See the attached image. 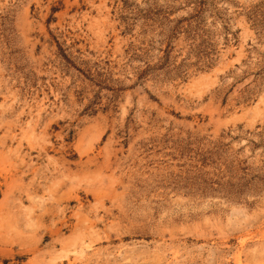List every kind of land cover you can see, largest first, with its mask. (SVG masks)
<instances>
[{"label":"rangeland","instance_id":"obj_1","mask_svg":"<svg viewBox=\"0 0 264 264\" xmlns=\"http://www.w3.org/2000/svg\"><path fill=\"white\" fill-rule=\"evenodd\" d=\"M0 264H264V0H0Z\"/></svg>","mask_w":264,"mask_h":264}]
</instances>
